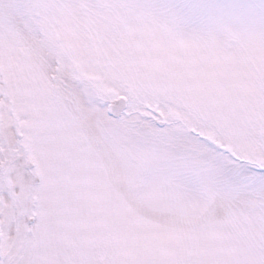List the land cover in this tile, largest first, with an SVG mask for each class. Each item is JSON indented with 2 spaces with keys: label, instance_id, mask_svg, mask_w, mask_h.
Returning <instances> with one entry per match:
<instances>
[{
  "label": "snow or ice",
  "instance_id": "snow-or-ice-1",
  "mask_svg": "<svg viewBox=\"0 0 264 264\" xmlns=\"http://www.w3.org/2000/svg\"><path fill=\"white\" fill-rule=\"evenodd\" d=\"M0 264H264V0H0Z\"/></svg>",
  "mask_w": 264,
  "mask_h": 264
}]
</instances>
